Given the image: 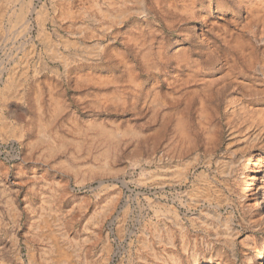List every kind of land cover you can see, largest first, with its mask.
<instances>
[{
    "label": "rangeland",
    "instance_id": "374dc122",
    "mask_svg": "<svg viewBox=\"0 0 264 264\" xmlns=\"http://www.w3.org/2000/svg\"><path fill=\"white\" fill-rule=\"evenodd\" d=\"M20 3L0 0V264H264V130L235 116H264V0H35L21 32ZM40 34L80 55L11 84Z\"/></svg>",
    "mask_w": 264,
    "mask_h": 264
},
{
    "label": "crops",
    "instance_id": "0c3cea01",
    "mask_svg": "<svg viewBox=\"0 0 264 264\" xmlns=\"http://www.w3.org/2000/svg\"><path fill=\"white\" fill-rule=\"evenodd\" d=\"M45 39L44 37L41 39L45 50L38 53L36 49L35 54L32 57H28L27 63L22 61L21 67L19 69L17 68V72L11 81L12 84L20 82L27 88L33 82H42V76H47L48 71L51 72V65H56L58 63L57 66L60 71L62 68L65 69L69 67L75 61V57L80 55L79 52L82 47L79 48L77 45L62 46L55 41L53 42L47 38ZM57 53H59V56H56ZM16 77L18 78L16 79ZM26 88H24L25 91Z\"/></svg>",
    "mask_w": 264,
    "mask_h": 264
},
{
    "label": "bare ground",
    "instance_id": "6f19581e",
    "mask_svg": "<svg viewBox=\"0 0 264 264\" xmlns=\"http://www.w3.org/2000/svg\"><path fill=\"white\" fill-rule=\"evenodd\" d=\"M5 1V0H4ZM19 1V0H18ZM21 3L19 4L18 11L17 13L14 12L13 13V20H14V25L18 28V30L21 31H26V29L29 28V20L28 17L33 14V13H37V8H36V4H35V0H20ZM11 2V1H10ZM8 5V3H7ZM4 6V5H3ZM38 6V5H37ZM6 7V6H5ZM10 9V8H9ZM8 10V9H7ZM3 11V10H2ZM35 19V18H34ZM33 19V20H34ZM11 20V19H10ZM32 28V27H31ZM39 37L41 38V34L39 35ZM42 39V38H41ZM45 39V38H44ZM46 40V39H45ZM47 41V40H46ZM72 46V45H71ZM36 49V45H33L32 48H30V52L33 55V53L35 52ZM27 57H32L29 55H27ZM18 77H16L17 79ZM21 79V78H20ZM16 81V80H15ZM14 82V81H13ZM12 84V83H11ZM21 94V91H20ZM22 95V94H21ZM21 102L25 103L26 102V97L21 96L20 97ZM252 103V102H250ZM258 114V113H257ZM239 115V119L242 120L243 122H247L251 123L254 122V125H261L263 126V130H264V116H255L256 112L254 111V109L249 105H244V106H240L238 110L235 111V116ZM241 115V116H240ZM236 119V118H235ZM242 122V123H243ZM241 125V124H240ZM247 125V123H246ZM253 125V124H252ZM15 142V141H14ZM143 218V217H142ZM148 230V229H147ZM145 230L144 233L145 235L148 237L149 236V232ZM148 249V248H147Z\"/></svg>",
    "mask_w": 264,
    "mask_h": 264
}]
</instances>
